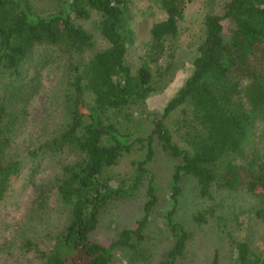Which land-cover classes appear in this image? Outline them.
<instances>
[{"label": "trees", "instance_id": "1", "mask_svg": "<svg viewBox=\"0 0 264 264\" xmlns=\"http://www.w3.org/2000/svg\"><path fill=\"white\" fill-rule=\"evenodd\" d=\"M149 1L146 9L155 18L134 60L133 0H0V202L27 167L35 210L47 206L54 189L63 218L58 226L47 223L44 236L32 220L15 221L13 231L0 236L1 257L15 247L21 255L31 252L38 264H113L115 249L130 251L132 261L149 255L142 242L158 202L155 139L163 153L179 159L168 184L165 222L173 244L158 264H180L187 257L192 235L174 218L184 178L196 181L202 197L216 190L264 201V0H225L219 13L205 12L190 73L161 113L148 111L152 126L144 131L131 120L179 68L186 9V0ZM92 12L100 15L98 30L107 42L97 51L80 23ZM52 59L63 74L46 111L47 118L59 112V119L34 131L30 107ZM131 154L137 155L133 173L117 176L113 168ZM39 158L58 164L52 181L34 180ZM145 181L141 216L117 228L109 245L93 239L108 208L133 197ZM194 218L206 222L203 213ZM233 250L230 264H264V248L257 253L243 240Z\"/></svg>", "mask_w": 264, "mask_h": 264}, {"label": "rangeland", "instance_id": "2", "mask_svg": "<svg viewBox=\"0 0 264 264\" xmlns=\"http://www.w3.org/2000/svg\"><path fill=\"white\" fill-rule=\"evenodd\" d=\"M225 0H186V9L181 20V32L176 50V64L178 69L173 79L162 90L153 94L146 100V109L143 114H137L131 121L141 122L142 130H149L152 126V116L148 111L161 113L166 101L174 94L182 84L184 78L190 73L191 60L196 44L201 36L202 19L206 11L219 13ZM137 16L135 20V43L132 46L130 59L136 60L141 53L144 42L149 38V30L155 15L151 10L149 0H133ZM42 4V3H41ZM143 11L144 14H142ZM100 15L92 12L88 19L80 20V23L92 34L95 46L92 50L103 49L107 42L102 38L98 30ZM43 50V49H41ZM90 54V51H88ZM52 62L49 68L43 69V91L36 96L30 107L28 124L34 131L43 128L44 121L57 120L59 112L52 111L47 118L50 93L61 78L63 69L58 61ZM128 120V117L126 119ZM132 124V123H131ZM139 124V123H137ZM133 125V124H132ZM141 130V132H142ZM44 137V136H43ZM155 157L152 163V171L156 178V190L158 202L153 208L149 222L143 230L142 245L150 253L144 257L132 261L131 252L126 249H115L113 264H158L165 258L173 244V239L165 227L166 214L170 208L168 184L174 167L179 159L172 158L163 153L157 139L154 142ZM137 155L131 154L123 157L120 163L113 168L119 177L128 178L133 173L132 159ZM61 158V157H60ZM44 158H42L43 160ZM38 159L40 168L34 173V180L40 184L41 180L52 181L58 172V164L45 163ZM62 159L58 160L61 161ZM42 161V162H41ZM29 169L23 168L20 174L14 178L9 194L0 202V236H8L13 231V223L22 221L27 223L32 220L36 224L41 235L48 230L47 223L58 226L63 220L57 203L56 192L51 189L47 194L46 207L35 210V192L32 184L27 182L30 176ZM195 180L191 177L184 178L182 182V194L176 207L175 220L183 225L192 235L187 247V257L180 264H211L216 257V264H230L232 262L233 247L241 242H248L251 249L257 253L264 248V201L258 197L243 192L212 191L210 198L198 194ZM147 182L139 187L135 195L124 202L110 206L103 215L93 239L104 245H109L116 238V229L130 227L142 214V205L145 201ZM212 212V213H211ZM203 213L206 222L199 223L194 216ZM40 219L36 220V218ZM59 219H61L59 221ZM46 240H48L46 238ZM45 246H42L44 248ZM20 253L15 247L7 257H1L0 264H38L31 252ZM179 264V263H176Z\"/></svg>", "mask_w": 264, "mask_h": 264}]
</instances>
